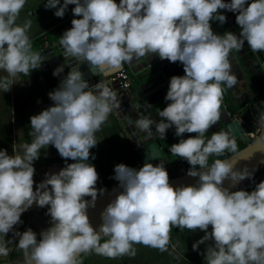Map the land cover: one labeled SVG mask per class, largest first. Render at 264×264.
Listing matches in <instances>:
<instances>
[{
	"label": "clouds",
	"instance_id": "9594fccd",
	"mask_svg": "<svg viewBox=\"0 0 264 264\" xmlns=\"http://www.w3.org/2000/svg\"><path fill=\"white\" fill-rule=\"evenodd\" d=\"M26 2L0 0V70L8 74L0 78L4 92L19 74L27 76L42 63L28 35L32 22L17 23ZM69 5H75L74 16L82 18L71 21L59 43L65 56L77 64L88 62L92 70L108 75L134 59L156 54L183 65L185 74L170 79L168 103L158 113L159 122L140 117L135 127L147 138L153 136V126L164 138L174 127L181 138L169 151L185 159L191 166L187 174L199 179L196 185L173 187L164 161L145 163L139 169L115 165L113 179L123 190L104 209L97 231L88 208H94L98 195L106 190L96 187L99 173L88 163L90 149L99 142L95 133L119 104L107 84L90 87L74 67L49 93L54 106L30 118L32 142L21 144L19 150L13 144L12 153L0 150V257L6 258L14 244L23 252V264H83L81 256L92 253L134 258L138 244L168 252L175 227L205 232L193 243L194 251L214 241L201 253L205 264H264V181L250 192L223 187L226 179L238 182L254 174L247 167L235 170L231 159L209 164L210 156L238 149L228 131L206 136L221 119L223 86L237 84L232 53L241 50L245 41L253 53L264 52V0H63L62 5L61 0H47L44 7L57 9L55 16L63 18ZM220 10L237 14L239 35L213 32L212 20L227 19ZM63 71L62 65L53 75ZM256 131L260 133L256 143L264 145V111L259 112ZM185 133L195 135L185 139ZM49 145L66 161L75 162L58 173H46L36 185L34 162ZM33 207H47L51 217V226L39 234V240L31 228L20 232L14 227ZM10 232L12 239H6Z\"/></svg>",
	"mask_w": 264,
	"mask_h": 264
},
{
	"label": "crops",
	"instance_id": "0c3cea01",
	"mask_svg": "<svg viewBox=\"0 0 264 264\" xmlns=\"http://www.w3.org/2000/svg\"><path fill=\"white\" fill-rule=\"evenodd\" d=\"M46 2L47 0H27L24 9L20 13V17L17 20L18 24H23L25 20H30L32 22L31 28L28 32L32 48L37 44V40L35 39L37 36H40L47 30L57 26V33H59L61 37L66 30L72 27L71 21L74 18H81L75 17L72 12V9L75 7V5L68 6L66 14L63 18L56 17L54 13L57 9H46L44 7ZM62 4L63 0H61V5ZM235 25L238 24L233 21L225 22V33L229 31L236 33L234 30ZM47 44L48 43L46 41H43L42 47L47 46ZM236 53L240 58L238 50H236ZM245 63L248 64V61ZM124 67L129 70L126 65ZM33 72L37 78L36 81L31 79V72L27 76L19 74L15 78V83L12 85V87L16 98L23 97V101L24 98H26V96L36 88V93L43 89V77L41 76L43 75L42 70L37 68L34 69ZM234 75L237 77L236 74ZM255 78V75L253 77L251 74H247L246 78H237V84L234 87L228 88L226 85L223 86L224 96L222 104L225 105V109L231 114L232 117L239 120L243 131L248 138H250L256 132L259 112L263 111V106L258 103L257 98H264V81L256 83ZM138 82L139 81L134 79L131 88L134 87ZM36 93L31 96L25 105L22 123L20 121L19 125L15 127L17 138L20 144L26 143L25 129L31 133L30 118L33 115H38L42 112V110L36 104V102L39 101L38 96L34 97ZM166 95L167 93L162 97V99L159 98L156 100V102L163 100ZM225 96L227 97V102L224 99ZM21 102L16 103L19 113ZM154 103H151L149 107L142 109L141 112L146 116L147 114L152 113ZM227 104H230L232 107H234L235 111L232 112L229 110ZM148 118L152 120L156 119L155 117ZM220 126L221 124L217 122L211 127V132H215ZM170 129L172 128H169L168 130ZM229 134L236 139L237 144L241 141L245 142L241 134L235 135L232 131H229ZM190 135L195 134L185 133L183 138L186 139ZM95 136L99 142L95 147L90 149L91 160L88 161V163H92L99 173V180L97 183L99 186H102L104 183L109 186H112L110 185L112 183H119L117 180L113 179L115 175L114 168L117 164L124 163L129 167L139 169L136 167V162L141 160L137 154L134 143L114 110L110 113L108 120L104 125H102L101 129L95 133ZM154 136L158 138V133L154 132ZM206 136L209 138L211 137V135L207 133ZM180 138L181 137H178V140H180ZM32 139L33 137L30 135V142H32ZM55 149L56 148L54 146L49 145L47 148L41 149L40 154L44 156H52L55 155L53 152ZM229 153L230 152H225L219 157H223ZM92 157L95 158L93 159ZM71 161L72 163L75 162L73 160ZM65 166L66 165L61 161L44 162L42 159L36 160L34 162V167L36 169L34 180L36 185L46 178V173H58ZM252 173L254 174L253 177L255 179V185L261 181H264V163ZM46 213L47 207H33L22 214L21 219L23 223L14 227L20 232L31 228L37 233V238L39 239V232H42L50 226L49 222L51 217ZM34 220L35 222L32 224V226H30L31 222ZM208 231H211V226L209 227ZM204 235L205 232L200 230L192 232L187 229L180 230L179 228L174 227L170 233V239L176 246L178 245L177 247L180 249L181 253L177 252L174 245L172 244H169L168 252H160L157 249L148 248L138 244L134 245V247L137 249V255L134 258L123 256L116 259H110L92 253L90 255H82L81 260L83 264H193L192 262L195 264H205L204 256L201 255V253L205 252L206 247L209 244H214V241L210 240L205 244H201L198 251H194L192 249L193 243L200 240ZM12 237L13 233L10 232L6 239H12ZM18 240L19 238H16L15 243H18ZM101 242L103 241L101 240ZM9 247L11 249L9 255L6 258L0 257V264H23V252L18 250L14 244L9 245ZM184 256L188 259H184Z\"/></svg>",
	"mask_w": 264,
	"mask_h": 264
},
{
	"label": "water",
	"instance_id": "95a60500",
	"mask_svg": "<svg viewBox=\"0 0 264 264\" xmlns=\"http://www.w3.org/2000/svg\"><path fill=\"white\" fill-rule=\"evenodd\" d=\"M225 2H230V0H225ZM249 2H251V0H249ZM220 12L226 16L227 19L225 22H236V13L227 10H220ZM210 23L215 34L220 36L225 34L224 23L215 19ZM234 30L236 34L239 35L240 28L238 25L234 26ZM59 41L60 38L35 51L41 53L42 63L39 68L43 72V75H41L43 77V89L34 95V97H39V101L36 102L38 107L43 111L54 106V102L51 100L49 93L57 90L60 86V82L68 75L69 71H72L73 68L76 67L77 70L83 74L82 79L88 81L90 87L97 83L104 82L115 92L119 107L113 110L117 114L125 130L129 133L143 164L152 163L157 165L161 161L170 164L162 149L160 139L154 136L155 126H153L152 129L153 136L147 138L146 133L140 132L139 129L135 127V122L140 117H155L156 119L154 121L159 122L161 118L158 113L167 106L168 102L165 98L158 102H156V100L159 98L162 99V97L165 96L172 76H183L185 74L183 65L179 61L172 63L168 60H161L156 54L148 57V59H134L130 63H125L123 67L126 65L129 70L134 73L135 80L139 81L134 87L130 88L128 92H125V90L119 88V81L117 79L109 78L110 74L105 75L98 73V70H92L89 67L88 62L77 64L74 58L65 56L63 47L60 45ZM238 54L240 58L236 51H234L230 57L232 74H236L237 78H246L247 74H251L253 77L255 75L256 83L264 81V52L253 53L247 41H245L243 48L238 50ZM44 57H46V59H44ZM246 61H248V64L245 63ZM62 65L64 66V71L60 73L59 76H54V70ZM151 103H154L153 112L146 116L141 110L149 107ZM218 123L221 124V126L215 132L232 131L235 135L241 134L246 143L238 149L237 153H229L217 159H231L235 170L243 171L245 167H247L251 173L264 163V145L256 143L260 133L256 132L248 138L239 120L231 116L225 109L224 104H222V115ZM211 129L212 128L208 130L207 134L211 135L214 133L211 132ZM150 152L156 153L157 156L155 159L151 157ZM187 173L188 171L183 168L181 173L169 175L170 184L173 187L196 185L199 177H191ZM238 182H233L229 178L224 181L223 187L231 190ZM105 190L106 191L102 194L98 195L96 206L94 208H88L90 223L97 231H99L100 225L103 223L102 213L104 209L123 189H121L119 183H117L106 187ZM86 199L91 200V197H87Z\"/></svg>",
	"mask_w": 264,
	"mask_h": 264
},
{
	"label": "trees",
	"instance_id": "16d2710c",
	"mask_svg": "<svg viewBox=\"0 0 264 264\" xmlns=\"http://www.w3.org/2000/svg\"><path fill=\"white\" fill-rule=\"evenodd\" d=\"M59 38H60V34L57 33V26H54L53 28H51V29L47 30L46 32H44L42 35L37 36L35 38L37 40V44L32 48V51L35 52L37 49L41 48L43 46V41H46L48 44H50V43H52L53 41H55V40H57ZM31 79L34 80V81L37 80L33 70L31 72ZM36 91H37V88L35 90H33L29 95H27L26 98H24V100L20 103V121H21V123L23 121V111H24L25 105H26L27 101L31 98V96L34 93H36ZM224 99L227 102V97L226 96L224 97ZM227 105H228V109L229 110H231L232 112L235 111L234 107H232L230 104H227ZM25 135H26V143L30 144L31 143L30 142V132L27 129H25ZM158 138L161 141L162 149H163L164 153L166 154L171 166L178 167V168H183L184 167V169L188 171V169L191 167L188 164V162L185 159L181 158V157H177V156L172 155L171 152L169 151L170 146L172 144L179 142L178 137L175 135V128L167 130L165 138L161 137L159 134H158ZM245 143L246 142H242V141L239 142L237 144V149H239L240 147L245 145ZM40 159H42L44 162L61 161L65 165L69 164V163H72V161L70 159L66 161L64 158H62L60 156V154H55V155H52V156H44V155L40 154ZM215 159H217L216 156H210L209 157V163L213 162ZM181 172L182 171H180L179 173H181ZM179 173H177V174H179ZM173 175H175V174H173ZM106 187H109V185L104 183L101 186V189H105ZM104 239H107V237L102 238V241ZM170 244L174 245L176 251L181 253L180 249L174 244V242L171 239H170ZM184 259H188V258L184 256ZM192 263L195 264L194 262H192Z\"/></svg>",
	"mask_w": 264,
	"mask_h": 264
},
{
	"label": "rangeland",
	"instance_id": "374dc122",
	"mask_svg": "<svg viewBox=\"0 0 264 264\" xmlns=\"http://www.w3.org/2000/svg\"><path fill=\"white\" fill-rule=\"evenodd\" d=\"M7 75L8 74L6 72L0 70V78L7 77ZM22 99L23 97H15L12 86L11 89L7 92H4L2 89H0V150L7 149L9 153H12L13 144H16L17 150H19V146L21 144L18 141L15 127L19 125L20 113L16 106V103L21 102ZM53 152L55 154H59L58 150L56 149L53 150ZM164 163L169 175L177 174L182 171L181 168L172 167L171 164H168L167 162ZM114 184L115 183H112L110 185ZM96 187L98 189H101V186H99V184H97ZM34 222L35 220L31 222L30 226H32ZM40 233L41 232H39V234Z\"/></svg>",
	"mask_w": 264,
	"mask_h": 264
},
{
	"label": "built area",
	"instance_id": "2783aa9c",
	"mask_svg": "<svg viewBox=\"0 0 264 264\" xmlns=\"http://www.w3.org/2000/svg\"><path fill=\"white\" fill-rule=\"evenodd\" d=\"M117 2H119V0H117ZM109 78L117 79L119 81V88L125 90V92H128L132 86L133 80L135 79V75L130 70L126 69L125 67H122L121 69H118L116 72L111 73L109 75ZM257 101L258 103H260V105L263 106V111H264V98H257ZM142 166H143L142 161L136 162V167L140 168ZM254 187H255V179L254 177H252L250 179H244L242 181H239L237 185L233 189H231V191L247 190L250 192L254 190Z\"/></svg>",
	"mask_w": 264,
	"mask_h": 264
}]
</instances>
